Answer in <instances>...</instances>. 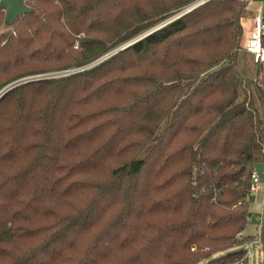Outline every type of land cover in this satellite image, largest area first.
Returning <instances> with one entry per match:
<instances>
[{"label":"trees","instance_id":"trees-1","mask_svg":"<svg viewBox=\"0 0 264 264\" xmlns=\"http://www.w3.org/2000/svg\"><path fill=\"white\" fill-rule=\"evenodd\" d=\"M197 1L26 0L8 31L0 6V264L241 258L264 163L248 3L212 0L110 55ZM58 70L79 71L8 87Z\"/></svg>","mask_w":264,"mask_h":264},{"label":"rangeland","instance_id":"rangeland-1","mask_svg":"<svg viewBox=\"0 0 264 264\" xmlns=\"http://www.w3.org/2000/svg\"><path fill=\"white\" fill-rule=\"evenodd\" d=\"M263 2H264V0H253L251 4L252 5H262ZM177 14H175V15H177ZM256 15H257L256 10L255 9H251L249 7V4H248V6L246 7V10L243 12L241 20H240V24H241V28H242V37H241V41H240V47H241L242 51L243 50L245 51V43H246L247 39L250 37V35L252 33L254 20H255ZM174 16H172L167 21L159 24L158 26H156L152 30L140 35L138 38H136V39H134V40H132V41L126 43V44H123L117 50H119V49H121V48H123V47H125V46H127V45H129V44H131L133 42H135L138 39H143L148 33L152 32V31H154V30H156L158 28L163 27ZM12 22H13V19L10 18V17H7V22L4 23V25L2 27V30L3 31H8L11 28V26H12ZM117 50H114V51H117ZM107 57H109V55L105 56L101 60H104ZM244 59H245L244 64L247 67H250L254 71L256 69V67L251 62V59L249 57H247V56ZM96 64H97V62L96 63H92V64L88 65L86 67V69H88L89 67H92V66H94ZM68 70H61V71L58 70V71L48 72V73L42 74V75L32 76V77H29V78H25L23 80L16 81V82L12 83L11 85H9L8 87H12V85H14V84L16 85V83H18V82H22V81L26 82V81H30V80H37V79H42L44 77L45 78H54V77L58 78L59 77L58 75H63L65 72H69ZM250 77L251 78H255V81L258 82V84L260 86L264 85V79H263L262 75L257 77L254 74H252ZM6 89L4 91H6ZM4 91H1V92L3 93ZM1 92H0V94H2ZM253 168H254V173L258 176V178L260 180V183H261L260 185L262 187V190H261L260 193L255 195L254 199H249V205H250L249 206V213H250V216L253 218V222H248L247 223V227H246V229L244 231V235L246 237H258L259 232H260L259 227L261 226L262 220L264 218V163L258 162L256 164H254ZM235 250H233V251L235 252ZM254 254L257 255L258 253L254 252ZM263 261H264V259L262 257H259V255H257L256 263H259V262L261 263Z\"/></svg>","mask_w":264,"mask_h":264},{"label":"built area","instance_id":"built-area-1","mask_svg":"<svg viewBox=\"0 0 264 264\" xmlns=\"http://www.w3.org/2000/svg\"><path fill=\"white\" fill-rule=\"evenodd\" d=\"M212 0H198L194 4H191L177 15H175L170 21H168L165 25L178 20L179 18L192 13L194 10L198 9L201 6L211 2ZM253 0H246L248 4H251ZM245 50L254 56V61L256 63H264V2L259 11H257V15L254 20L253 30L250 37L247 39L245 43ZM79 70H73L69 72H65L63 75H58L59 77L70 75L71 73H76ZM260 180L258 176L254 173L252 175V183L250 188L249 199H254L255 195L261 192L262 187L260 185ZM248 222H253V218L251 216L247 219ZM263 221L259 227L260 232L258 237H249L244 240L243 235L239 234V240H244V243L241 247H238L236 251H240V259L239 257H235L234 262L230 264H264L263 262L256 263V257H262L264 259V242L262 240L263 233ZM194 250V249H193ZM257 252L258 254H254ZM225 264V263H224Z\"/></svg>","mask_w":264,"mask_h":264},{"label":"water","instance_id":"water-1","mask_svg":"<svg viewBox=\"0 0 264 264\" xmlns=\"http://www.w3.org/2000/svg\"><path fill=\"white\" fill-rule=\"evenodd\" d=\"M0 6L3 7L6 10V12L8 14V17L12 18L13 21L18 16H20L21 14H23V13H25L27 11L26 0H0ZM163 27H161V28H163ZM161 28H158V29L148 33L145 37H147L148 35L154 33L155 31H157V30H159ZM139 40H141V39L136 40L135 42H133V43H131V44H129V45H127V46L115 51V52H113L110 55H113V54H115V53H117L119 51H122V50L130 47L131 45H133L134 43H136Z\"/></svg>","mask_w":264,"mask_h":264},{"label":"crops","instance_id":"crops-1","mask_svg":"<svg viewBox=\"0 0 264 264\" xmlns=\"http://www.w3.org/2000/svg\"><path fill=\"white\" fill-rule=\"evenodd\" d=\"M249 7L251 9H255L256 12H257V11H259L261 9L262 5H252V4H249Z\"/></svg>","mask_w":264,"mask_h":264}]
</instances>
